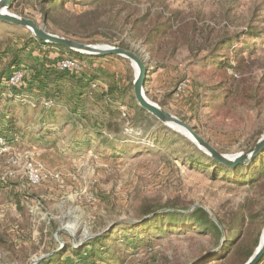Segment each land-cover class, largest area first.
<instances>
[{"label":"rangeland","instance_id":"1","mask_svg":"<svg viewBox=\"0 0 264 264\" xmlns=\"http://www.w3.org/2000/svg\"><path fill=\"white\" fill-rule=\"evenodd\" d=\"M38 1L12 0L9 12L82 43L126 44L147 65L145 97L159 107L163 103L160 108L188 124L220 154L244 153L264 135V0H105L95 5L92 0H65V8L51 13L47 24ZM167 20L171 29L145 44L147 33ZM255 32L258 36L252 38ZM29 36L30 30L0 21V50ZM224 37L233 44L216 51ZM33 53L32 48L25 52ZM89 68L123 89L116 104L122 120L116 121L118 144L125 145L116 143L121 150H111L98 139L83 145L78 142L82 131L73 135L71 128L80 125L58 111L56 122L37 134L38 125L31 124L35 135L29 145L6 151L0 146V183L9 185L0 188V264H35L49 247L83 244L119 225L115 236L123 225H139L153 213L188 214L197 206L217 225L218 219L232 225L242 217L243 225L260 230L261 236L257 215L264 190L258 185L264 180L251 186L213 176L186 136L139 113L133 95L136 70L128 60L107 56L94 59ZM183 81H188L187 89L176 98ZM18 113L38 118L31 110ZM123 113L133 114L131 121ZM67 118L69 127H62ZM30 169L39 177L36 184L29 181ZM10 190L17 192L19 211ZM160 218L145 224L150 245L134 249L118 244L122 258L115 264L214 263L198 261L214 255L223 237L217 241L187 220L171 228ZM108 245L113 252V241Z\"/></svg>","mask_w":264,"mask_h":264},{"label":"trees","instance_id":"2","mask_svg":"<svg viewBox=\"0 0 264 264\" xmlns=\"http://www.w3.org/2000/svg\"><path fill=\"white\" fill-rule=\"evenodd\" d=\"M99 1L105 0H92L91 5H95ZM66 2L65 0H39L38 11L42 21L46 24L51 22V13L63 10ZM169 22L167 20L165 23L155 25L151 32L147 33L145 44L158 37L160 33L166 34V31L171 29ZM257 36L258 33L255 32L252 38ZM233 42L228 37L221 38L216 43V51L227 50L226 46H231ZM118 47L127 49L124 43L118 44ZM28 48H32L35 53L26 55L25 52ZM51 53L56 54L59 59L75 61L80 69H60L58 66L59 60L54 61L49 57ZM94 59L98 58L45 43L34 36H29L27 39H18L0 50V139L4 142V145L10 148L17 145H29L33 142L31 138L35 135V132L37 134L46 125L56 122L53 120L58 116L57 112L59 111L72 117L80 125L78 128L72 125L71 128L75 132H72L73 135L78 134V131H82L81 141L78 142H82L83 145L89 146L95 139H98L100 144H106L111 150L121 148V146L116 148V143H119L118 135L121 133L120 123L116 121V118L122 120L120 118L121 112L116 104L120 102L119 94L123 92V89L118 83L111 81L108 76L89 68ZM84 69H87V72L84 73ZM15 70L21 72L22 76L17 86H10L8 81ZM100 79L104 84L99 82ZM6 81L8 85H5ZM4 93L5 95H3ZM225 97L220 98L218 103H222ZM159 105L160 107L164 106L163 103ZM89 106L92 110L88 108ZM30 110L38 118L33 120L28 115L20 116L18 113V111ZM138 112L148 116L154 125L163 126L154 117L146 115V112L142 109L138 108ZM125 118L131 121L133 114H126ZM70 122L71 118H67L62 127H69L67 124H70ZM32 123L38 125L35 132L31 129ZM118 145L123 146L125 143ZM188 145L194 147L192 143H188ZM195 152L204 160V164L214 171L213 176L215 174L218 177L235 182L240 180L243 183H249L251 186L258 185L259 180L260 182L264 180V150L249 165L235 167H226L212 160L200 150ZM262 184L258 186L264 190V181ZM7 187L9 185L6 182L0 183V188L5 189ZM10 192L8 191L16 200L17 210H21L17 192H14V190H10ZM23 194L27 195L26 192H23ZM263 213L264 205L257 215L261 226L264 224ZM160 216L164 217L163 219L160 218L161 221L168 222L171 228L174 224H182L187 220L193 223L197 230L207 232L217 241L223 237L219 250L214 255L200 259L198 262L245 264L259 244L260 230L257 231L256 229L254 231L253 229L250 231L249 226L251 225H243L244 218L237 219L232 225L218 219L220 225H217V223L211 221L202 207L197 206L188 214L177 213L174 210L159 214L153 213L151 218L139 225H131L130 223L123 225L122 228L125 229L115 236L114 232L119 228V225L112 227L101 235L91 237L83 244L75 246L70 241L65 242L63 247H49L47 256L39 259L35 264H115L116 260L122 258L119 256L118 244H125L128 248L134 249L140 245H150L149 234H146L145 231L146 226L149 225L145 224ZM159 222L160 220L156 224H159ZM131 226H134V231L127 229ZM151 226L158 228L161 225ZM257 226L261 227L260 225ZM11 231V229H7V232ZM111 241L115 245L113 252H110L108 245ZM221 252H224V254L220 256ZM256 264H264V255Z\"/></svg>","mask_w":264,"mask_h":264},{"label":"water","instance_id":"3","mask_svg":"<svg viewBox=\"0 0 264 264\" xmlns=\"http://www.w3.org/2000/svg\"><path fill=\"white\" fill-rule=\"evenodd\" d=\"M12 6V0H0V21L19 26L31 31L32 35L45 43L53 44L64 49L72 50L77 53L103 58L107 56H115L128 60L132 65L136 66L137 72L133 81V95L135 101L140 109L145 111L148 115L154 117L159 123L166 127H177L190 136V142L194 144L200 151L209 156L212 160L226 166L235 167L238 165H249L255 158L264 150V135L257 141V143L248 151L239 155L229 157L220 154L207 141L202 139L188 124L154 103L150 102L144 93V88L147 82L148 69L145 60L141 58L136 52L129 51L120 47L109 46H95L79 42L77 40L51 34L45 29L40 28L36 22L30 19L22 18L11 14L9 10ZM181 133L185 136V134ZM264 255V224L262 226L260 241L258 247L255 249L252 256L245 264H256Z\"/></svg>","mask_w":264,"mask_h":264},{"label":"built area","instance_id":"4","mask_svg":"<svg viewBox=\"0 0 264 264\" xmlns=\"http://www.w3.org/2000/svg\"><path fill=\"white\" fill-rule=\"evenodd\" d=\"M58 66L60 69H63V70H79L80 69L79 65L75 61L68 60V59H63L59 61ZM21 76H22L21 73L12 75L11 78L9 79V85L17 86L21 79ZM187 86H188V81H183L182 83H180L175 90L174 96L176 98H180L183 95V93L186 91ZM123 116L125 117L124 113H123ZM0 146H2L4 151L8 149V147L4 145V142L1 139H0ZM28 178L31 184H36L39 181L38 175L34 173L31 169L29 170Z\"/></svg>","mask_w":264,"mask_h":264},{"label":"bare ground","instance_id":"5","mask_svg":"<svg viewBox=\"0 0 264 264\" xmlns=\"http://www.w3.org/2000/svg\"><path fill=\"white\" fill-rule=\"evenodd\" d=\"M134 67H135V70H136V72H137V69H136V66H135V65H134ZM171 129H173V130H175V131H177V132H179V133H183V131L180 130V129H178L177 127H171ZM183 134H185V136H186L188 139H190V136H189V135H187L186 133H183Z\"/></svg>","mask_w":264,"mask_h":264},{"label":"crops","instance_id":"6","mask_svg":"<svg viewBox=\"0 0 264 264\" xmlns=\"http://www.w3.org/2000/svg\"><path fill=\"white\" fill-rule=\"evenodd\" d=\"M49 57L52 59V60H54V61H58L59 60V58L56 56V54H53V55H49Z\"/></svg>","mask_w":264,"mask_h":264}]
</instances>
